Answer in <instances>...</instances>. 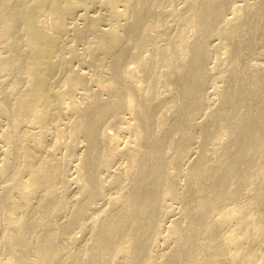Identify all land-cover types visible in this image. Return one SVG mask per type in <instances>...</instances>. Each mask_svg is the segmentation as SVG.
Instances as JSON below:
<instances>
[{
    "label": "bare ground",
    "instance_id": "6f19581e",
    "mask_svg": "<svg viewBox=\"0 0 264 264\" xmlns=\"http://www.w3.org/2000/svg\"><path fill=\"white\" fill-rule=\"evenodd\" d=\"M221 1H102L107 29L71 31L87 76L60 51L85 2L0 0V264H264V64L238 40L263 28Z\"/></svg>",
    "mask_w": 264,
    "mask_h": 264
},
{
    "label": "rangeland",
    "instance_id": "374dc122",
    "mask_svg": "<svg viewBox=\"0 0 264 264\" xmlns=\"http://www.w3.org/2000/svg\"><path fill=\"white\" fill-rule=\"evenodd\" d=\"M82 1H83L82 3L85 2V3H84V6H82V7L79 6V7H77L76 10L74 9L75 11H73V14H72V12H71L72 15L70 14V15L72 16V19L69 17V16H70V15H69V16H68L69 18H67V20H66V21H69V23L67 22L66 25L69 24L68 26H70L71 28L68 27V26H66V28H67V27L70 28L69 31L67 30V29H68V28H67V29L65 30V31H67V33H66V32H64V33L62 32V33H61V34H65V35H63V38H62V40H61L62 42L60 41L61 44H63V46L61 45L62 48L60 49V51H62V50L65 49V48H66V50L68 49V50H67V51H68V54H67V51H66V50H63V51H62V52H63L62 54L65 55V56H66V55L68 56V57H67V56L65 57V60L68 61V63L70 64V66H71V64H73V63L76 64V65H78V70H76V69H74V68H72V69H73V70H76V71H81V69H82V71L88 73L87 76H90V74H92V71H91V67H90V65L87 63V64L89 65L88 67H90V69L87 70V69H88V68L86 67L87 64L84 63V62H82V61H80V60H81L80 58L83 57L84 54H85V53H84V52H85V51H84V50H85V49H84L85 47H84V45H82V44H80V43H82V42L85 43V42H87L88 40L92 39V38L94 37V36L92 37V35H94V34L92 33L91 36H90V33H88V34H89V37H88V34H86V35H87L86 37H87V39H88L87 41L82 40V41L78 42L79 40H76L75 38H72L73 35H74V33H72V32L74 31V32L76 33L77 31H85L86 28H84V25L87 26L89 21H93V20L96 19V18L99 19V20L101 19V21H100L101 24H99L100 22H99V20L97 21V19L94 20V21H97L98 26L101 25V26H100V29H101L102 31H104L105 29H107L108 26H109L110 24H112L113 22L108 23L109 20H110V19H108V18H109L110 16H108V15H109V14H108L109 11L107 10L108 8L106 9V5H103L104 2H102V1H104V0H98V1H97V0H82ZM237 1H238L239 3H242L241 0H237ZM237 1H236V0H222V1L220 2V4H221L223 7L225 6L224 8L226 9V8H228L229 6H231L232 4H234V3L237 2ZM250 1H251V0H250ZM253 1H254L255 3H257V8H256V10L258 9V10H260V11L257 10V11H258V15H254V17H253V21H252V22H253V24L255 23V24L257 25V27L260 25L261 28H263V30L261 31V33H257V32H258L257 30L260 29V27H258L257 30H256V32H255V34H256V35L259 37V39H260V42H257V43H255V42H256V39H257V41H259V39H258L257 36H256V37L254 36V35H255L254 32H253L252 34H249V35H241V34H238V37H239L238 40H241V39H242V41H241L242 44H244V43L246 44V43H248L249 41L252 42V43H250V42L248 43V45H249V44L251 45V46H250L251 49L246 50L247 52H248V51H251V52H248V53H247L246 51H245V52L243 51V52H244L243 55H248L249 53H250V54L252 53V56H253V57L251 56V59H250L249 57L246 58L245 56H243V58H244V59H243L242 56H241V59H240V60L243 59V62L239 60V61L241 62L240 64L245 63L247 59H248L249 61L252 60L253 63L264 64V34H263V33H264V32H263V31H264V23H263V22H264V19H263V21H262V18H264V17H262V16H264V14L262 15V13H264V7H263V6H264V0H263V1H261V0H260V1H258V0H252L251 2H253ZM256 1H257V2H256ZM238 2H237V3H238ZM174 3H176V2H174ZM177 4H178V5H181L180 2H178V3H176L175 5H172V6H176ZM178 5L176 6V8L178 7ZM172 6L165 7L164 10H163V11H164L163 15L167 12V10L169 9V7L171 8ZM182 6H183V5L179 6L180 8H179V7H178V8L181 9ZM172 8H173V7H172ZM259 8H260V9H259ZM102 9H103V10H102ZM165 9H167V10H165ZM170 10H171V9H170ZM149 11L151 12V10H149ZM149 11H148V14H147L146 12H145L146 14L143 13V17H142V19H143L144 21H148V19H150V16H152V15H149V14H151ZM168 11H169V10H168ZM262 11H263V12H262ZM20 12H21V11H19V14H21ZM107 14H108V15H107ZM144 14L146 15V17H145ZM166 14H167V13H166ZM224 14H225V13H224ZM255 14H257V12H256ZM148 15H149V16H148ZM106 16H107L108 18H107ZM165 16H166V15H165ZM167 16H168V14H167ZM167 16H166L165 18H167ZM169 17H170V16H169ZM169 17H168V19H169ZM226 17H227V18L230 17V15H229L227 12H226ZM261 17H262V18H261ZM260 18H261V19H260ZM68 19H69V20H68ZM90 19H91V20H90ZM111 19H112V18H111ZM170 19H171V17H170ZM170 19H169V20H170ZM171 20H172V19H171ZM70 21H71V22L74 21V22L71 23ZM87 21H88V22H87ZM111 21H112V20H111ZM261 21H262V22H261ZM172 22H175V21H172ZM86 23H87V24H86ZM121 23H122V24L124 23V24L126 25V21H125V20H121ZM128 23H129V22H128ZM71 24H72V25H71ZM108 24H109V25H108ZM172 24L175 25L176 22H175V23H172ZM258 24H259V25H258ZM127 25H128V24H127ZM86 26H85V27H86ZM169 26L172 28V30L174 29L173 27H175V26L172 27L171 24H170ZM246 26H247V25H246ZM98 28H99V27H98ZM168 28H169V27H168ZM171 28H169V30H171ZM247 28H249V27H245V29H247ZM71 29H72V30H71ZM73 29H74V30H73ZM77 29H78V30H77ZM84 29H85V30H84ZM75 30H76V31H75ZM97 30H98V29H97ZM167 30H168V29H167ZM172 30H171V31H172ZM260 30H261V29H260ZM260 30H259V32H260ZM71 31H72V32H71ZM99 31H100V30H99ZM102 31H101V32H102ZM171 31H170V32H171ZM101 32H99V33H101ZM262 32H263V33H262ZM97 33H98V32H97ZM123 34H124V33H123ZM259 34H262V35L259 36ZM66 35H67V36H66ZM71 35H72V36H71ZM214 35H215V34H211L210 37H209L210 40H212V42L209 40V43H210V44H211V43H212V44H215V43H217V42L219 41V39L216 37L217 35H215V36H214ZM61 36H62V35H61ZM124 36H125V34L123 35V37H124ZM211 36H212V37L214 36V37L211 39ZM242 36H244V37H242ZM64 37H65L66 39H64ZM70 37H71V39H70ZM86 37H85V38H86ZM126 38H127V37H126ZM126 38H124V41H127ZM215 38H216V39H215ZM60 39H61V38H60ZM74 39H75L77 42L75 41L74 44H73L72 42H73ZM245 39H246V40H245ZM71 40H72V41H71ZM85 40H86V39H85ZM216 40H217V41H216ZM253 40L255 41L254 43H253ZM261 40H262V41H261ZM63 41H66V42H63ZM67 41H68V42L70 41V42H69L70 44H68ZM215 41H216V42H215ZM213 42H214V43H213ZM64 43H66V45H65ZM84 43H83V44H84ZM124 43H125V42H124ZM67 44H68V45H67ZM72 44H73V45H72ZM126 44H127V42H126ZM212 44H211V45H212ZM252 44H254L253 47H252ZM76 45H77V46H76ZM64 46H65V48H64ZM66 46H69V47L67 48ZM72 46H73V47L76 46V48L79 46V47H78L79 50H78V48L76 49V48L74 47L75 50H76L77 52H79V54L74 50V48H73ZM85 46H86V43H85ZM124 46H125V44H124ZM126 46H127V45H126ZM83 47H84V48H83ZM130 48H131V45H130ZM70 49H71V51H70ZM82 49H83V51H82ZM252 50L254 51V53L252 52ZM64 51H65V52H64ZM69 51H70V52H69ZM74 51H75L76 53H75ZM125 51H127V53H129V52H131V49H128V47H126ZM80 52H82L81 54H82L83 56L80 55ZM83 53H84V54H83ZM125 54H126V52H125ZM76 55H79L80 58H79V56L77 57ZM128 56H129V54H128V55H125V57H128ZM222 56H223V55H222ZM222 56H221V57H222ZM248 56H249V55H248ZM62 57H63V56H62ZM71 57H72V59L75 58V60H76V59H79V60H76V61L73 60V61L78 62V63H79V61H80V62H82V63L84 64V65H83L82 63L80 64V65L82 66V67H80L81 69H79V64H78V63H75V62H73V61H69V60H72ZM210 57H214V55H212V56H210ZM210 57H209V58H210ZM224 57H225V56H224ZM63 58H64V57H63ZM66 58H67V59H66ZM128 58H129V57H128ZM128 58H127V59H128ZM209 58H208V59H209ZM245 58H246V60H245ZM211 59H212V58L209 59L210 61L207 60V63H208V62H213V63H214V59H215V58H213L212 60H211ZM125 60H126V58L124 59V63L127 64V61L129 62L130 59H128L127 61H125ZM248 60H247V61H248ZM71 62H73V63H71ZM128 64H129V63H128ZM76 65H73V66H75V68H77ZM85 65H86V66H85ZM207 65L211 66L212 64H211V63H210V64L208 63ZM83 66H84V67H83ZM212 66H213V65H212ZM86 68H87V69H86ZM207 68H208L209 71H210V68H209L208 66H207ZM212 68H213V67H212ZM212 68H211V69H212ZM83 69H86V71L83 70ZM213 69H215V70H213ZM213 69H212V70H213L214 72L211 70V72H210L211 75H213L214 73L217 72L216 68H213ZM88 71H89L90 73H89ZM215 71H216V72H215ZM214 75H215V74H214ZM226 79H227V77H226ZM226 79H225V80H226ZM225 80H223V82H225ZM228 80H229V82H231V80H230L229 78H228ZM221 82H222V81L220 80L219 85H220V86H223L224 83L221 84ZM226 82H227V80H226ZM227 83H228V82H227ZM208 84H209V85H212L210 82H209ZM208 84L206 83V84L204 85V88H206V89H204V90H206V91H205V92H207L206 94H208V96H210V95L212 94V93H211V89H212V87H211V86H208ZM228 84H230V83H228ZM205 86H207V87H205ZM227 86H228V85H227ZM227 86H224V88H226ZM208 87H209V88H208ZM210 87H211V88H210ZM208 91H210V92L208 93ZM212 91H213V90H212ZM209 94H210V95H209ZM211 97H212V95H211ZM250 102H253L252 99L250 100ZM257 102H258V101H257ZM245 103H246V104L249 103L248 100H246ZM245 103H243V104L245 105ZM238 105H239V104H238ZM241 105H242V103H241ZM241 105L238 106V107L240 108ZM244 105H243V106H244ZM164 108H168L167 110H170V111H171V109H170L169 107H163L162 109L160 108L161 111L163 110L162 113H164V114H166V115H167V111H164ZM239 108H238V109H239ZM244 108H245V107H244ZM244 108H243V109H244ZM165 110H166V109H165ZM165 112H166V113H165ZM168 112H169V111H168ZM203 112H204V111H203ZM204 113H205V112H204ZM204 113H201L200 116H204L205 120H202L203 117L201 118L200 116H197V118H198V117H200V118H199L198 120H197V118H196V121H195V128H196V126H197L198 124H199V126H200V124L202 125V123H203V126H204V124H205V122H206V114H204ZM169 114H171V113H168V115H169ZM202 114H204V115H202ZM166 115H165V116H166ZM168 115H167V116H168ZM204 118H203V119H204ZM200 119H201V120H200ZM199 120H200V122H199ZM197 122H198V123H197ZM208 122H209V120H208ZM208 122H206V123L209 124ZM1 123H3V122H0V125H4V124H1ZM196 123H197V125H196ZM199 126H197V127L199 128ZM200 127H201V126H200ZM196 129H197V128H196ZM108 130H110V128H109ZM174 137H177V138H178L177 135H175ZM174 137H173V138H174ZM195 140H196V139H195ZM195 140H194V141H195ZM197 142H198V141H195V144H196L197 146H199ZM192 144H193V145H192ZM83 145H84V143L82 142L81 139L78 140V141L76 142V146L78 147V149H79V147H81L80 149H82V148H83ZM190 145H191V146H190ZM196 145H194L193 142L190 143V144H188L189 149H190V151L188 152L190 158H189V157H188V158H189V160H191V161L187 160V159H188V158H187V159H186L187 161L185 160L184 163H183L184 165H183V164L180 165V167H181V166H182V167L185 166V167H183V169L186 168V166H187L188 164L194 162L193 159H194V157H195V155H196L195 151L198 150V148H199V147L197 148ZM206 145H207V146H205V147H209V144H206ZM188 146H186V147H188ZM194 147H196V150H195V151H194V149H195ZM203 147H204V146H203ZM203 147H201L202 150H203ZM205 147H204V148H205ZM185 149H186V148H185ZM199 149H200V148H199ZM201 149H200L199 151H201ZM187 150H188V149H187ZM205 150H206V149H204L203 152H204ZM188 161H189L190 163H189ZM185 162H186V165H185ZM68 163H69V164H68ZM68 163H67V164H68L67 166H69V168H67V166H66V168L68 169L67 172H68V175H69V176H68V175H67V176L70 178V175L74 174V172H75V170H74V166H73V165H75L76 161L71 160V161H69ZM187 163H188V164H187ZM190 165H192V164H190ZM188 167H189V165L187 166V168H188ZM179 169H182V168H179ZM74 175H75V174H74ZM74 175H73V176H74ZM182 181H183V180H181V181H179V182H182ZM184 182H185V181H183V183H181V184H185V183H186V182H185V183H184ZM0 184H1V186H0V187H1V188H0V191L3 192L4 186L2 187V185H4V184H3V183H0ZM70 184H71V183H69V187H68V190H69V191H68V193H69V192L71 193V191H73L72 193H74V191H75V188H74L75 184H74V186H73V184H72L71 187H70ZM181 184H179V187L182 186V187H181V189H182V188H183V185H181ZM180 185H181V186H180ZM179 187H178V189H179ZM184 187H185V186H184ZM2 188H3V189H2ZM69 188H71L72 190H70ZM181 189H180V191H181ZM178 191H179V190H178ZM1 192H0V194H1ZM70 193H69L68 195H72V193H71V194H70ZM100 201L102 202V200H99V201H97V202L100 203ZM175 201H176V200H175ZM175 201H174V200H173V202L171 201V202H172L173 204H175V206L177 207V208H175V209L173 208L175 212L173 211L172 215H173L174 213H175V215H173V216L170 215V216L168 217L169 219H171V218H173V217H177L176 211H178V209H179L180 206L182 205L181 203L177 202L178 200L176 201L177 203H174ZM168 203H170V201H169ZM172 203H171V205H172ZM178 203H179V204H178ZM100 204L102 205V203H100ZM180 204H181V205H180ZM97 205H99V204L96 203L95 205H93V208H95L94 206H97ZM101 205H99V206H101ZM99 206H98V207H99ZM175 206H174V207H175ZM178 206H179V207H178ZM172 207H173V205H172ZM96 208H97V207H96ZM62 217H63V216H61V218H60V216H59V217H57V219L60 218V220H62ZM170 217H171V218H170ZM167 220H168V219H167ZM75 229H77V228H74V230H71V231H70V235L72 234L74 237H76V239L78 238V239H77L78 241H81V240L83 239L82 236H83L84 234H83V232L81 233V231H79L78 229H77V230H75ZM71 232H72V233H71ZM70 235H69V236H70ZM72 235H71V236H72ZM80 238H82V239L80 240Z\"/></svg>",
    "mask_w": 264,
    "mask_h": 264
}]
</instances>
